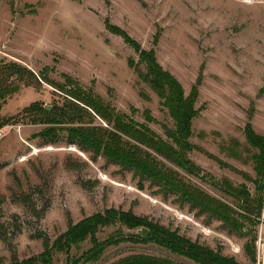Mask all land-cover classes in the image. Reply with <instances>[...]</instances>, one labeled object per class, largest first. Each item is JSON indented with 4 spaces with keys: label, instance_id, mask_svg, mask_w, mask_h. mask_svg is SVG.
<instances>
[{
    "label": "rangeland",
    "instance_id": "obj_1",
    "mask_svg": "<svg viewBox=\"0 0 264 264\" xmlns=\"http://www.w3.org/2000/svg\"><path fill=\"white\" fill-rule=\"evenodd\" d=\"M105 20L142 48L154 49L158 64L187 96L197 88L199 114L192 121L194 149L189 153L197 175L163 157L156 156L158 162L243 213L230 193L242 188L251 199L264 195V182L255 170L261 150L247 138L252 132L264 140V0H0V68L15 63L36 76L48 68L50 80L58 84L69 75L169 140L166 132L175 125L168 110L129 67L130 59L140 63L138 54L107 29ZM139 66L145 71L144 64ZM41 84L26 86L14 77L6 85L20 89L0 102V223L9 238L4 241L0 235V264L31 258L42 264L43 242L34 237L38 232L53 242L70 222L110 209L177 230L242 264H264V203L255 227L253 263L245 252L254 235L248 223L246 234L230 233L219 220L181 204L176 196L165 198L132 171L103 157L94 160L90 152L67 144L65 133L54 144L35 137L46 126L32 124L24 110L35 102L52 108L63 99L61 92ZM138 230L114 224L101 228L97 238ZM90 248L87 240L69 252L53 251L52 263L66 264ZM134 254L197 264L153 243L130 242L109 247L92 264H112Z\"/></svg>",
    "mask_w": 264,
    "mask_h": 264
},
{
    "label": "trees",
    "instance_id": "obj_2",
    "mask_svg": "<svg viewBox=\"0 0 264 264\" xmlns=\"http://www.w3.org/2000/svg\"><path fill=\"white\" fill-rule=\"evenodd\" d=\"M107 29L119 35L125 43L131 46L138 54L140 63L130 59L128 65L134 69L139 78L148 83L152 90L162 100V105L168 110L175 128L168 130L169 140H165L147 125L140 124L132 117L118 111L111 103L106 102L92 88L84 87L79 81L64 74V83L58 84L49 78V69L46 68L38 76L31 70L15 63H9L0 68V102L20 89V85L10 87L7 81L16 78L26 86H36L46 83L62 93L60 104H55L50 110L40 102H35L24 110L32 124H41L46 127L35 137L57 143L60 135L65 133L66 142L79 149L90 152L93 159L103 157L108 163L117 165L122 171H132L140 181H149L157 186L165 198L176 196L181 204H188L191 209H197L200 214H207L210 218L219 220L230 233L242 235L246 223L250 225L252 240L245 245V252L249 259L257 262V230L259 225L264 195L251 199L245 189H237L230 193L239 202L240 213L227 204L210 197L200 189L184 182L178 173L164 168L156 159L163 157L175 166L191 175H197L198 169L191 162L189 153L193 151L190 143L192 135V121L198 116L196 109L198 99L197 88L187 96L180 83L158 64L154 49L146 50L131 38L125 31L112 26L105 20ZM139 64L145 65V71ZM33 82V83H32ZM148 121H151L147 115ZM2 120L0 119V127ZM248 141L261 150L255 158V170L260 183L264 182V140L252 132H247ZM143 188L142 185H140ZM30 203V198L24 196ZM119 224L130 230L145 228L148 236L129 234L115 235L100 241L97 233L103 227ZM138 230V231H139ZM246 234V233H245ZM0 235L7 241L8 234L0 223ZM251 235V234H250ZM41 239L44 246L42 264H53V251L69 252L73 246H78L87 240L91 248L79 258L67 259L66 264H92L99 262L105 251L121 243H153L169 252L194 261L197 264H242L235 257L226 256L209 246L192 241L179 234L177 230L150 221L148 218L134 216L130 212L110 209L105 215L95 214L78 223L70 222L65 233L51 242L43 232L35 236ZM12 264H39L38 259L31 258L24 262L15 260ZM41 264V263H40ZM112 264H179L169 259L134 254Z\"/></svg>",
    "mask_w": 264,
    "mask_h": 264
},
{
    "label": "water",
    "instance_id": "obj_3",
    "mask_svg": "<svg viewBox=\"0 0 264 264\" xmlns=\"http://www.w3.org/2000/svg\"><path fill=\"white\" fill-rule=\"evenodd\" d=\"M46 108H47L48 110L51 109L50 106H46ZM138 233L141 234L144 238H146V237L148 236V230L145 229V228L140 229V230L138 231Z\"/></svg>",
    "mask_w": 264,
    "mask_h": 264
},
{
    "label": "built area",
    "instance_id": "obj_4",
    "mask_svg": "<svg viewBox=\"0 0 264 264\" xmlns=\"http://www.w3.org/2000/svg\"><path fill=\"white\" fill-rule=\"evenodd\" d=\"M2 138V132L0 131V139Z\"/></svg>",
    "mask_w": 264,
    "mask_h": 264
}]
</instances>
